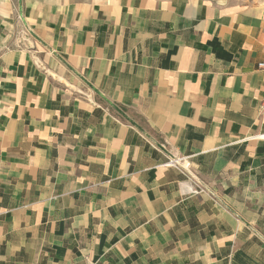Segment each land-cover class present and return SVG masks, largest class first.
Listing matches in <instances>:
<instances>
[{"label":"crops","instance_id":"crops-1","mask_svg":"<svg viewBox=\"0 0 264 264\" xmlns=\"http://www.w3.org/2000/svg\"><path fill=\"white\" fill-rule=\"evenodd\" d=\"M260 63L262 0H0V264H264Z\"/></svg>","mask_w":264,"mask_h":264},{"label":"built area","instance_id":"built-area-1","mask_svg":"<svg viewBox=\"0 0 264 264\" xmlns=\"http://www.w3.org/2000/svg\"><path fill=\"white\" fill-rule=\"evenodd\" d=\"M259 67L264 69V63H260ZM165 165L180 170L188 178V180L190 181L192 185L190 189L191 193H196V194L206 193L205 187L200 184V181L198 180L194 172L191 171V169H189L187 165L183 163L182 157H177V158L172 157L168 159Z\"/></svg>","mask_w":264,"mask_h":264},{"label":"rangeland","instance_id":"rangeland-1","mask_svg":"<svg viewBox=\"0 0 264 264\" xmlns=\"http://www.w3.org/2000/svg\"><path fill=\"white\" fill-rule=\"evenodd\" d=\"M226 1H230L232 3H236L240 6L247 7V6H249V4L256 3L259 0H226ZM262 1H264V0H262Z\"/></svg>","mask_w":264,"mask_h":264}]
</instances>
